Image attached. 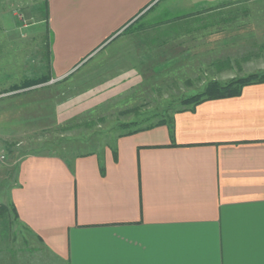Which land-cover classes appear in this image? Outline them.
Listing matches in <instances>:
<instances>
[{
  "label": "crops",
  "instance_id": "crops-1",
  "mask_svg": "<svg viewBox=\"0 0 264 264\" xmlns=\"http://www.w3.org/2000/svg\"><path fill=\"white\" fill-rule=\"evenodd\" d=\"M49 24L59 77L96 49L213 65L264 45V0H49ZM10 199L62 264H264V83L96 153L27 155Z\"/></svg>",
  "mask_w": 264,
  "mask_h": 264
},
{
  "label": "rangeland",
  "instance_id": "rangeland-1",
  "mask_svg": "<svg viewBox=\"0 0 264 264\" xmlns=\"http://www.w3.org/2000/svg\"><path fill=\"white\" fill-rule=\"evenodd\" d=\"M44 1L0 0V206L8 211L0 216V264H62L11 212L20 159L96 153L130 130L170 120L212 83L226 86L264 73V45L229 54L234 56L228 61L226 54L217 62L221 54H210L213 65L197 63L198 54L154 46L133 68L119 65L122 54L96 49L59 77L51 63L54 35ZM40 78L48 82L14 89Z\"/></svg>",
  "mask_w": 264,
  "mask_h": 264
},
{
  "label": "trees",
  "instance_id": "trees-1",
  "mask_svg": "<svg viewBox=\"0 0 264 264\" xmlns=\"http://www.w3.org/2000/svg\"><path fill=\"white\" fill-rule=\"evenodd\" d=\"M48 9H49L48 1L45 0L44 1V17H46L45 19H47V17H48ZM47 80H48L47 78H40L37 80H27V81H24L21 86H18L14 89L15 90H24V89H27V88L33 86V85H38V84L41 85L44 82H48ZM254 83H264V73L253 74L247 78L234 80L231 83L227 84L226 86H221L217 83H212L208 86V88L202 94L196 95L194 97L187 99L185 102V105H187V106H184V108H182L178 112L193 111V110H195V108L198 105H200L201 103H203L205 101L237 96L241 93L244 86L254 84ZM172 124H173V118H171L170 120H161L157 123L150 124V125L142 127V128L130 130L129 132L124 133L122 135H129V134L135 133L137 131L147 130V129H151V128L161 126V125L172 126ZM87 154H92V153L73 155L72 157L74 158V157H79V156H83V155H87ZM52 155L63 156L60 154H52ZM63 157H66V156H63ZM68 158H71V157H68ZM7 212L8 211L4 206H0V216L1 217L6 215ZM11 212L14 215V217L18 220L19 217H18V214H17L14 207H12Z\"/></svg>",
  "mask_w": 264,
  "mask_h": 264
},
{
  "label": "built area",
  "instance_id": "built-area-1",
  "mask_svg": "<svg viewBox=\"0 0 264 264\" xmlns=\"http://www.w3.org/2000/svg\"><path fill=\"white\" fill-rule=\"evenodd\" d=\"M0 158H1V159H4V156H3V155H0Z\"/></svg>",
  "mask_w": 264,
  "mask_h": 264
}]
</instances>
